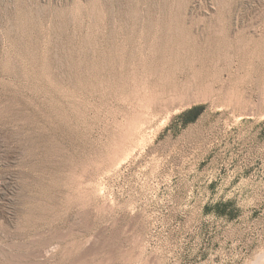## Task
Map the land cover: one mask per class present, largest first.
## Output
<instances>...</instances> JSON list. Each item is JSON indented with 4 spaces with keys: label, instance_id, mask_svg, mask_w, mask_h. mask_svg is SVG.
<instances>
[{
    "label": "rangeland",
    "instance_id": "rangeland-1",
    "mask_svg": "<svg viewBox=\"0 0 264 264\" xmlns=\"http://www.w3.org/2000/svg\"><path fill=\"white\" fill-rule=\"evenodd\" d=\"M0 264H264V0H0Z\"/></svg>",
    "mask_w": 264,
    "mask_h": 264
},
{
    "label": "trees",
    "instance_id": "trees-1",
    "mask_svg": "<svg viewBox=\"0 0 264 264\" xmlns=\"http://www.w3.org/2000/svg\"><path fill=\"white\" fill-rule=\"evenodd\" d=\"M200 108L199 107H194V108H191L190 110H187L186 112L183 113V116H187L189 114H194L195 116L200 112Z\"/></svg>",
    "mask_w": 264,
    "mask_h": 264
}]
</instances>
